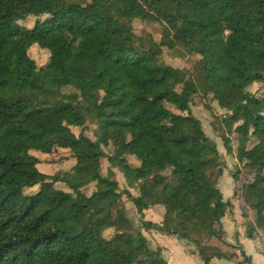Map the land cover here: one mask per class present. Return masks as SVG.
Here are the masks:
<instances>
[{"label":"trees","instance_id":"16d2710c","mask_svg":"<svg viewBox=\"0 0 264 264\" xmlns=\"http://www.w3.org/2000/svg\"><path fill=\"white\" fill-rule=\"evenodd\" d=\"M29 17L32 28L18 25ZM136 19L162 23L165 46L199 57L194 72L164 65V44L138 36ZM35 46L48 65L31 57ZM72 57L81 73L53 79ZM262 79L264 0H0V264H168L143 227L188 241L204 264L246 258L226 240L235 205L194 97L227 113L238 146L228 137L225 148L253 174L242 193L264 231ZM114 168L138 196L121 191ZM125 195L162 222L137 227Z\"/></svg>","mask_w":264,"mask_h":264},{"label":"rangeland","instance_id":"374dc122","mask_svg":"<svg viewBox=\"0 0 264 264\" xmlns=\"http://www.w3.org/2000/svg\"><path fill=\"white\" fill-rule=\"evenodd\" d=\"M37 19L35 17H29L24 21H19L18 25L20 24L21 26L27 27V28H32L35 24V21ZM134 32L138 36H145V35H150L157 43L159 44H164V39H163V32H164V25L159 22H147L143 21L140 19L134 20L132 23ZM14 25L11 23V21L5 22L4 26L2 27V30H11ZM163 53L160 57V61L167 66H172L178 69L186 70L189 72H194L197 62L200 60L198 56L195 55H188L186 54L181 47H176L174 49L169 48L168 46L163 45ZM30 55L31 57L38 63L39 66H46L49 64L50 61V54L48 51L41 49L40 47L35 46L33 49L30 50ZM81 73V68L78 65H75L74 63V58H70L65 64H55L52 67L51 70V76L53 79H63L65 77H70L74 74ZM264 79H262L263 83ZM261 88V84L259 85ZM254 91H257V87L253 88ZM72 89H66L65 92H71ZM260 92V89L259 91ZM194 113L198 120H200L203 131L206 134L207 137H209L216 145L219 153L221 154V161L222 163L225 164L226 168L224 170L225 176H227L231 180V184L233 187V184L235 186L233 190V194H230L228 196L227 194V188L226 185L228 184L227 178L223 181L222 183V189L224 197L226 200H232L234 205L236 204L239 206V210L245 220H247L249 223L248 230H249V236L254 237V234L257 233V236L260 237L262 240V243L264 244V231L256 227V213L250 208L249 204H247L244 200V194L242 193V186L245 184V181H251L250 177L253 175L252 172L249 169H246L245 167L239 168L238 162L236 158L232 157L227 153V149L225 148V139L228 137L232 138V144L234 148H237L238 143L236 141V135L234 134H228L227 130L225 129V123L224 120L227 116V113L219 106L217 103L214 102V100L211 97L204 98L201 95H197L194 97ZM174 109L173 107H171ZM175 110V109H174ZM63 123L64 121H60V123ZM96 126L94 125H88V131L87 134L92 136V131L94 130ZM75 133L79 134L80 128H75ZM108 151H111V149H108ZM112 152V151H111ZM34 154V153H33ZM40 157H45L42 155H39ZM104 167V173L106 174L107 170L111 167L110 163L105 160L103 162ZM114 170V169H113ZM118 172L117 179L119 181V186L121 191L123 192L126 187H128V191L132 195H136L138 192V189L135 187H132L127 178L125 177L124 173L120 171L118 168H116ZM237 174L240 175V178L238 182L236 183L235 180L233 179V175ZM222 178V179H223ZM235 191L240 192V200L235 199ZM233 196V197H232ZM236 196H239L238 193ZM230 197V198H229ZM122 206L128 210V215L131 218V220L136 224L138 227L140 223V219H143L146 221V214L143 216L139 215L137 216V213L135 211V208L133 207L132 202L130 199L125 195L123 197V202ZM142 233L143 235L146 234L145 227L142 228ZM233 234V232H232ZM196 235V234H195ZM110 236V235H108ZM145 236V235H144ZM202 241H204L205 246L208 247L210 242H206L205 237H200ZM215 246H219L222 248V244L219 243V241L214 240L213 241ZM218 247V248H219ZM211 248L210 254H212V249L213 247H208ZM231 252H234L233 249L229 247ZM239 249V248H236ZM216 252V249H214V253ZM258 253H252L253 257H248L243 258L245 264H264V256L262 255H257ZM247 259V260H246ZM216 260V259H215ZM240 264V263H239Z\"/></svg>","mask_w":264,"mask_h":264},{"label":"crops","instance_id":"0c3cea01","mask_svg":"<svg viewBox=\"0 0 264 264\" xmlns=\"http://www.w3.org/2000/svg\"><path fill=\"white\" fill-rule=\"evenodd\" d=\"M118 176L116 168H114ZM227 178V179H226ZM227 180L228 184L226 188L228 189L227 194H233L235 188L234 184L232 187L231 180L225 176L220 182V188L222 189V183L224 180ZM129 188L126 187V190ZM223 192V191H222ZM139 191L136 195L138 196ZM233 197V196H232ZM230 198V197H229ZM239 206L235 204L233 214H228L224 220L223 225L226 231V240L228 244L233 245L239 249H236V254L240 255V247L245 252L246 256L253 257L252 253L257 252L259 255L264 256V244L260 237L257 236V233L254 234V237H250L248 226L249 223L245 220L239 210ZM136 211V210H135ZM137 213V212H136ZM146 221L153 222L155 224H160L163 220V213L159 210L150 209L146 211ZM139 217V215L137 214ZM233 232V234H232ZM148 240L149 246L153 250L161 249L163 258L167 261L168 264H204L195 252V247L186 240L179 239L175 236H170L158 232L156 230H146L144 234ZM222 250L224 252H229V247H226L222 244ZM257 254V255H258ZM247 260V259H246ZM215 264H245L243 258H236L234 261L227 259L223 260H214Z\"/></svg>","mask_w":264,"mask_h":264}]
</instances>
